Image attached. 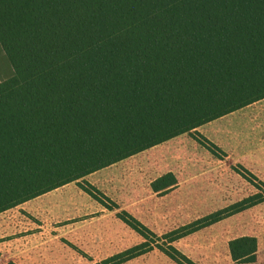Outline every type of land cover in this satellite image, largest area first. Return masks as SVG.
<instances>
[{"label":"trees","instance_id":"obj_1","mask_svg":"<svg viewBox=\"0 0 264 264\" xmlns=\"http://www.w3.org/2000/svg\"><path fill=\"white\" fill-rule=\"evenodd\" d=\"M0 214L70 183L116 206L85 177L264 99V0H0ZM177 185L168 173L154 193ZM264 187V184L260 183ZM258 190L162 236L122 211L143 242L101 264L173 244L264 201ZM109 203V204H107ZM257 241L229 242L256 261Z\"/></svg>","mask_w":264,"mask_h":264},{"label":"rangeland","instance_id":"obj_2","mask_svg":"<svg viewBox=\"0 0 264 264\" xmlns=\"http://www.w3.org/2000/svg\"><path fill=\"white\" fill-rule=\"evenodd\" d=\"M218 150L186 133L85 177L113 202L109 211L73 182L0 214V264H101L143 242L124 211L162 236L258 193L264 195V99L199 127ZM168 173L177 185L154 193ZM109 204V203H107ZM253 237L256 261L232 260L230 241ZM173 246L196 264H264V201ZM122 264H177L160 249Z\"/></svg>","mask_w":264,"mask_h":264},{"label":"crops","instance_id":"obj_3","mask_svg":"<svg viewBox=\"0 0 264 264\" xmlns=\"http://www.w3.org/2000/svg\"><path fill=\"white\" fill-rule=\"evenodd\" d=\"M14 71L0 46V83L11 78Z\"/></svg>","mask_w":264,"mask_h":264}]
</instances>
